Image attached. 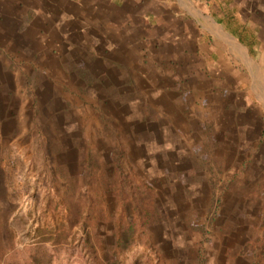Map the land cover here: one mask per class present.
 Instances as JSON below:
<instances>
[{"label":"rangeland","instance_id":"1","mask_svg":"<svg viewBox=\"0 0 264 264\" xmlns=\"http://www.w3.org/2000/svg\"><path fill=\"white\" fill-rule=\"evenodd\" d=\"M139 2L0 0V264L30 263L44 243L52 254L43 264H87L84 231L95 228L104 237L126 221L118 196L99 191L100 169L116 143L111 134L118 133L135 183L153 178L165 208L177 197L198 202V211L184 214L188 224L203 221L198 214L213 192L211 181L220 184L221 202L208 233L173 222L164 235L159 227H137L130 238L103 248L105 264H196L199 247L204 264H250L245 241L261 233L264 193L237 196L239 186L223 183L248 157L254 170L244 181L260 173L264 145L257 150L255 138L264 131V102L254 76L264 86V13L250 15L259 22L263 52L242 49V55L227 43L230 53L209 55L206 44H187L172 32L164 37L161 28L148 36L149 17ZM259 2L243 0V7ZM80 68L97 81L85 85ZM194 94L204 116L196 113ZM91 154L99 166L87 174ZM171 164L189 170L177 190L168 181L178 173L168 181L162 176ZM98 210L108 222L98 219ZM62 232L67 235L53 243Z\"/></svg>","mask_w":264,"mask_h":264},{"label":"trees","instance_id":"2","mask_svg":"<svg viewBox=\"0 0 264 264\" xmlns=\"http://www.w3.org/2000/svg\"><path fill=\"white\" fill-rule=\"evenodd\" d=\"M230 1L232 2V0H227V4L231 3ZM263 6L264 0H262V3L259 2L256 8L250 9L251 7H243L242 21L240 19V14H236V10L229 7V10L227 11L228 19L226 22H223L228 27V30L233 35H235L240 42L248 46L251 55H253V52L257 53L258 49H261L260 52H263L262 41L256 36L260 31L259 22L250 18L252 13L251 10H257V12L264 13V9H262ZM245 9L247 11L246 14H244ZM79 72L80 73H78L77 76L83 81L85 85L93 84L97 81L95 75L93 76L87 68H80ZM193 105L198 108L196 110L197 115L205 110L204 108L199 110V101L196 99L195 94L193 97ZM107 119L108 121H112V117L110 116H107ZM111 136L112 139L116 141V143L112 144L111 160L107 161L100 169L103 172L101 173V185L99 186V191L105 190L106 193V191L108 192L109 190H112V195L116 194L125 206V211L128 215V218L126 221L120 218L122 221H118L116 224H113L110 233L104 235V237H100V235L96 234L95 228L84 231L83 246L88 254L87 264H105L103 257H106V251H104L103 248L105 250H110V248H112L111 245L113 242L120 244L119 242H122L127 237L130 238L137 227L144 230H151L155 229L154 227H159L157 233L159 232L164 235L166 224L173 222L175 225H187V217L184 216L187 210L195 208L198 211V202L188 200L184 197H177L173 199L172 202L174 203V207L165 208L162 202L167 198L163 195L161 186L154 182L153 178H147L139 183H135L133 178L134 175L128 170V167L133 165L128 159V152L125 151V148L122 146V144L125 146V138L119 133L116 136L111 134ZM255 139L257 143L255 147L258 150L261 143L262 146L264 145V131H262L259 135H256ZM89 156L90 157H88L87 169L85 172L87 174H89L95 166H99L93 155L91 154ZM124 163H126V166L128 167H126ZM252 163L253 159L251 157L245 158L240 163H238L237 169L232 173L231 177L226 179L225 183H223L224 188L228 184L239 186L240 189L235 190L236 194H238L237 196H246L249 198H255L258 196L260 198L262 193H264V152L261 153L258 161L260 173L256 177L254 176L253 179H250V181H244L247 179V177H249V174L253 173L252 171L254 170V166ZM179 168L171 164L170 169L166 170L165 173H162V176L163 178L165 177L166 181L170 179L168 176L171 173H178V176L173 182L171 181L172 179L168 181L171 190H177L179 185L185 183L184 178L189 175L188 167L181 166ZM111 174L113 179L109 181L108 178ZM179 176H181V178H179ZM163 178H159V181L162 185H166ZM235 179H239V182L241 183H238V185L235 184ZM174 185L178 187H175ZM211 186L213 191L211 197L206 202L207 204L204 203L201 206L202 209H199L200 213L198 214V217L199 219H203V221L194 225L188 224L190 229H195L202 234H206L210 231H206V226L210 225L215 220L216 216H218L217 210L215 208L218 207L221 202V197H219L217 193V189L220 187V184L211 181ZM228 187L229 186H227V188ZM180 193L186 196L182 190ZM79 212L81 213V211ZM98 212L100 213L101 217L98 219L108 222L106 214L101 213V210H98ZM73 214L76 215L77 213ZM259 224L262 227L261 233L245 241V246L250 252V264H264V206L261 210ZM66 235L67 232L59 233L53 237L55 238L52 240L53 243L57 244ZM240 247L241 245L239 243L236 245H228L226 247V252L231 251L234 248L239 249ZM50 248L51 246L49 244L44 243L43 245H39L37 250L34 252L35 254L32 261L27 264H43L47 262L52 254ZM54 248L59 249L60 247L54 245ZM202 254V248L199 247L198 261L196 264H204V259H199V256ZM0 255H2V253H0Z\"/></svg>","mask_w":264,"mask_h":264},{"label":"crops","instance_id":"3","mask_svg":"<svg viewBox=\"0 0 264 264\" xmlns=\"http://www.w3.org/2000/svg\"><path fill=\"white\" fill-rule=\"evenodd\" d=\"M139 1L142 14H145V17H149L148 20L145 18V22L147 23L145 30L149 32V34H147L148 36L153 30L161 28L160 34L164 37L168 36L167 32H172L171 36H175L177 40H186L187 44L193 39L196 40V44H206L209 48V55L216 54V49L222 51V53L225 52V54L230 53L228 49H225V44L227 45V43H230L232 48L238 50L242 55H244L243 50H246L247 54H250L248 46L240 42L237 37L228 30L226 24L223 23L228 19L227 11L229 7L236 10V14H240V19L241 21L243 20V0H232V2L230 1L231 3L228 4L227 0ZM152 22L154 23L152 24ZM163 24L165 25L162 26ZM152 35L151 37H153ZM155 36H157V34H155ZM228 36L235 41L236 46L227 38ZM256 36L260 38L259 33H257ZM231 53H233V51H231ZM256 62L259 65L263 64L261 57L258 60L256 59ZM242 75L243 74H241V76ZM255 79L254 76L255 91L264 102V86L257 83ZM244 81L247 82L245 86L247 88L249 87L248 93H251V84L249 80ZM257 85L261 86V90L256 87Z\"/></svg>","mask_w":264,"mask_h":264}]
</instances>
